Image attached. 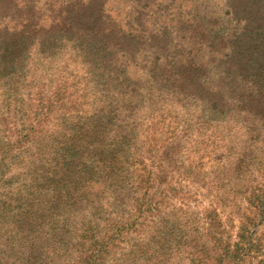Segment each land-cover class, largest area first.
I'll return each instance as SVG.
<instances>
[{
  "label": "trees",
  "instance_id": "trees-1",
  "mask_svg": "<svg viewBox=\"0 0 264 264\" xmlns=\"http://www.w3.org/2000/svg\"><path fill=\"white\" fill-rule=\"evenodd\" d=\"M194 133L217 164L185 161ZM210 175L216 207L167 201ZM97 210L113 264H264V0H0V264H104Z\"/></svg>",
  "mask_w": 264,
  "mask_h": 264
},
{
  "label": "rangeland",
  "instance_id": "rangeland-1",
  "mask_svg": "<svg viewBox=\"0 0 264 264\" xmlns=\"http://www.w3.org/2000/svg\"><path fill=\"white\" fill-rule=\"evenodd\" d=\"M169 5H165L161 11L165 12L169 9ZM172 14L174 15V12H172ZM70 84V82H69ZM76 105V108H78L80 110V112L86 111V109H89L91 106H94L92 99L90 98V96H88L87 93H85V97H76L73 101ZM160 125H158L159 127ZM157 126H155L156 128ZM162 130L159 134H155V137L157 138L158 141V137L159 138H163L165 137L166 132L168 131V127L169 124L166 126V120L163 122V126H162ZM43 129H51L50 125H45L43 127ZM149 131L151 130L148 129ZM155 138V139H156ZM201 138L200 134L194 133L191 137L192 142H190L189 144H185L186 148L188 149V151H186L184 154L182 155H186V160L185 161H196L197 159H200V161L203 162L202 164V168L207 169L210 166L217 164V152L216 149L212 150V146L211 143H209V141L205 142V145H203V141L198 145L197 141H199ZM182 143L176 147L174 144L170 145L171 147L167 149V154L168 157L171 158V160L168 163V167L169 169H177L179 167L178 161L180 162V160H182V157L180 159V154H178V152L176 153V150H180V146L182 147ZM184 145V146H185ZM172 146H175V148H173ZM215 153V154H214ZM172 156V157H171ZM210 179L212 180V177L210 175ZM201 183V181L199 182ZM214 183V184H213ZM212 185H216V186H212ZM212 185H210V187H206V188H196V187H188V193H186L185 196H181L179 194H173L170 195L167 198V201H169L170 203H173L175 205L178 204L179 201H182L184 204V206L188 205V206H193V208L197 211L199 210H203L205 207H207V209H211L212 207H216L215 205H217L215 202L212 203V201H214L213 199V194L217 193L216 188L219 187L220 183L217 184L212 180ZM219 189V188H218ZM227 198H231V195H228ZM227 198H224L227 199ZM89 201L90 199H87L86 203L89 206ZM215 203V204H214ZM211 205V207H209ZM231 205L230 202H228V200L225 202V205L221 207L222 208H218L217 212L219 215V220L222 224V228H220V230H222V237L225 238L227 241H220L221 244H228L231 245L232 243L235 242H239L236 241L238 240L237 236H236V232H237V219L235 217V212H230L229 208ZM171 209V208H170ZM185 209V208H183ZM193 209V210H194ZM182 211V210H181ZM174 213L177 215L179 213H182L180 211H176L174 210ZM188 214V213H186ZM188 219H193V215L192 214H188ZM104 217L107 218V216L102 215L98 210L95 213V218L98 222L97 226L95 227L96 229H94V232L92 233V235L90 233L86 234V238L85 241H90L91 243H93L92 247L96 248V247H101V249L104 246L105 242H109L110 244L108 245L107 252L106 254H100L103 258L102 263L104 264H113V257H115V255L113 254V245L115 243H117L118 241H123L120 240L119 236H117V233H114L116 231V229L113 228V225L108 226L105 225V221H104ZM110 224H113V220L110 221ZM114 229V232H113ZM255 236L258 237V239H260L259 243H261L262 245V250L264 251V224L259 225L256 229V233ZM160 239H158L156 236L150 238L151 244H153L154 246L157 245L158 243L164 242V241H159ZM207 245H210L207 243ZM89 250V249H88ZM214 250H212L211 248L208 249V247L203 251V256L206 260L209 261L210 264H219L220 261L218 260L219 256L216 255L215 253L212 254ZM88 254H90V250L87 251ZM216 252L219 253L220 249L216 248ZM264 253V252H263ZM258 254V253H257ZM91 255V254H90ZM175 257L172 256V259ZM178 257V255H177ZM173 259L174 261H176V263H172V264H184L182 261H179L178 258ZM220 259H223L222 257H220ZM152 262H155V260H153ZM220 264H226V261H223Z\"/></svg>",
  "mask_w": 264,
  "mask_h": 264
}]
</instances>
